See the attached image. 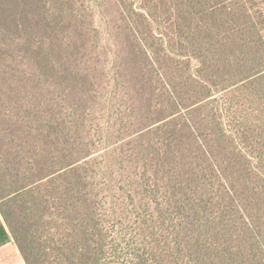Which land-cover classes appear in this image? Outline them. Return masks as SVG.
Segmentation results:
<instances>
[{
  "label": "rangeland",
  "instance_id": "obj_1",
  "mask_svg": "<svg viewBox=\"0 0 264 264\" xmlns=\"http://www.w3.org/2000/svg\"><path fill=\"white\" fill-rule=\"evenodd\" d=\"M225 1L210 29L204 0H0L19 181L55 170L14 207L45 263L52 238L77 262L85 221L96 264H264V0Z\"/></svg>",
  "mask_w": 264,
  "mask_h": 264
},
{
  "label": "trees",
  "instance_id": "obj_2",
  "mask_svg": "<svg viewBox=\"0 0 264 264\" xmlns=\"http://www.w3.org/2000/svg\"><path fill=\"white\" fill-rule=\"evenodd\" d=\"M203 3V6H205V8L199 20L201 21L202 25L208 26L210 29V24H212L215 28L221 27L222 23L219 20L215 19L213 15L217 13L218 10L222 13H226V16H229L228 19H232V14L226 11L228 9H230V11L233 9L226 5L225 0H219L213 6L209 5L208 0H204ZM235 7L239 12V16L245 19L250 17L251 12L250 9L246 7V4L236 3ZM177 19H179V21H186L187 19H191V15L181 14ZM198 32L199 31H197V33ZM1 37L0 59L13 60L14 58L11 55V52H7L8 43L5 39V36ZM193 39L194 38H192V41ZM7 92L10 93L9 90H7ZM21 107L22 106L20 105V108ZM33 107H31V109ZM7 108L9 109L10 105H5L3 101H0V147L4 146L2 153L4 154V158L6 157L3 166H0V214L6 224L8 231L10 232L11 237L17 244V248L19 249L23 257L24 264H48L47 262L45 263L43 261L48 255L46 247L42 248V245L39 244V242H37V246H33L34 235H32V231H35L36 228L33 229L32 224H30L29 222L28 224L24 225L22 220L17 221V215H15L14 207L16 202L22 197V195L24 196L29 194L40 181L53 175L55 173V170H48L44 174L42 173L35 176L30 181H19L21 179L19 178L20 175L24 176V160L22 159L20 148H22L23 145L26 144L22 133L23 131H26V128H28V121L25 114H19V119L8 118L10 111H8ZM33 110L35 109L33 108ZM36 111H38V109ZM36 111L34 112V118L36 122L38 121L41 125V128H39L40 131L38 132V138H40L41 144H44V146H48L52 140V136H54L53 132L56 131L55 134L58 132V126L55 125L54 121L50 117L45 114H41L42 116H39L40 113L38 114ZM33 165H35V162L30 164L24 170H28L30 172L34 167ZM46 203L47 201L43 200V209H45ZM23 215L26 219L30 218L27 213ZM18 228L22 230V233ZM89 228L90 226L84 221L82 230L77 234V246H80L79 248L77 247L79 249L76 255L77 262H74L73 264H96L97 262L95 254L93 252V234L92 232L88 231ZM51 242L52 246L47 248L50 250V255H54V258L49 262V264H64L62 259L63 245L61 246L59 244H56L53 238L51 239ZM29 249H31L32 251Z\"/></svg>",
  "mask_w": 264,
  "mask_h": 264
},
{
  "label": "crops",
  "instance_id": "obj_3",
  "mask_svg": "<svg viewBox=\"0 0 264 264\" xmlns=\"http://www.w3.org/2000/svg\"><path fill=\"white\" fill-rule=\"evenodd\" d=\"M18 248L0 214V264H19Z\"/></svg>",
  "mask_w": 264,
  "mask_h": 264
}]
</instances>
